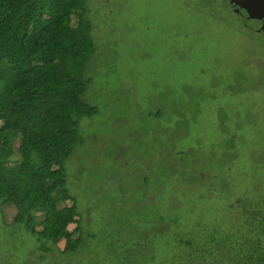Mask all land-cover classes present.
<instances>
[{"label":"rangeland","instance_id":"374dc122","mask_svg":"<svg viewBox=\"0 0 264 264\" xmlns=\"http://www.w3.org/2000/svg\"><path fill=\"white\" fill-rule=\"evenodd\" d=\"M223 1L88 0L97 51L83 99L96 114L81 121L82 144L66 166L89 233L74 264H110L96 254L102 241L153 238L160 216L200 235L201 225L230 226L237 202H264V37ZM16 215L0 207V264L60 263L65 241L41 261ZM157 253L166 264L173 247Z\"/></svg>","mask_w":264,"mask_h":264},{"label":"trees","instance_id":"16d2710c","mask_svg":"<svg viewBox=\"0 0 264 264\" xmlns=\"http://www.w3.org/2000/svg\"><path fill=\"white\" fill-rule=\"evenodd\" d=\"M87 5L88 0H0V207L16 209L13 223L36 239L41 261L65 241L58 264H74L89 245L66 168L82 144L81 121L96 114L83 99L87 66L97 51ZM63 146L69 155L60 153ZM242 206H233L230 213L239 216L230 226L201 225L200 235L189 226L186 232L181 222L175 229L177 218L160 216L153 238L102 241L96 254L110 264L151 254L156 264L157 252L168 245L173 258L166 264H264V202ZM72 225L78 238L69 232Z\"/></svg>","mask_w":264,"mask_h":264},{"label":"flooded vegetation","instance_id":"af4514ba","mask_svg":"<svg viewBox=\"0 0 264 264\" xmlns=\"http://www.w3.org/2000/svg\"><path fill=\"white\" fill-rule=\"evenodd\" d=\"M223 2L229 12L241 21L244 30L256 37H264V0H224Z\"/></svg>","mask_w":264,"mask_h":264},{"label":"water","instance_id":"95a60500","mask_svg":"<svg viewBox=\"0 0 264 264\" xmlns=\"http://www.w3.org/2000/svg\"><path fill=\"white\" fill-rule=\"evenodd\" d=\"M241 9H244V8H241ZM237 10V9H236ZM252 10L254 11V7H252ZM237 12H239V11H237ZM255 12V11H254ZM253 14V13H252ZM250 18V17H249Z\"/></svg>","mask_w":264,"mask_h":264}]
</instances>
